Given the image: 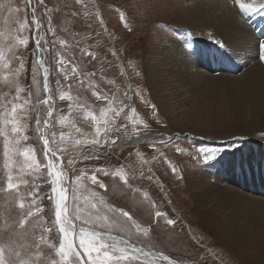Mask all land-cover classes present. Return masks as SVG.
Segmentation results:
<instances>
[{"label": "rangeland", "instance_id": "374dc122", "mask_svg": "<svg viewBox=\"0 0 264 264\" xmlns=\"http://www.w3.org/2000/svg\"><path fill=\"white\" fill-rule=\"evenodd\" d=\"M32 3L36 5V0H32ZM46 3L50 8L55 9L53 24L58 34L70 42L80 41L81 47H86L96 55L95 61H92L91 57H84L85 63L91 61L87 63V70L96 73V76L91 78L93 83L99 84L100 89L109 94L115 92L119 95L127 88L142 91L143 96L156 105L162 123H157L156 118L151 115V109L133 97L132 106L137 109L139 119L149 125L148 129L140 132L142 137L146 135L149 138L145 142L167 136L181 137L179 141L174 140L169 148L160 147V151H163L168 158L167 161L159 157L155 149L149 147L139 148L144 158L149 161L147 164L141 165L135 156H128L129 151L135 152L134 148L116 149L117 155L109 157L108 163L111 165L119 166L121 163L133 165L137 169V176L142 167L145 177L134 182V185L141 189V192L137 193L126 189L118 180L113 181L109 177H103L105 184L108 185V192L104 193L108 203L130 211L134 219L144 226L151 224L156 210L166 212L169 218L177 221L174 226H169L161 219L159 223L152 225L150 241L143 237L138 240L133 235L131 242L144 247L146 251L167 255L177 264H264L263 224L252 222V217L245 211L247 205L229 201V195L224 197L226 199L224 201L215 198L204 200L201 195L202 189L196 190L192 186V182L196 178L199 179L197 176L206 175L207 182L220 185L218 188H224L228 183L222 181L226 180L224 175L228 172H231L229 176L237 175V178L246 177V173L249 172L257 174V184L261 182L259 175L264 181V92L253 84V79L243 77L248 73L251 77L252 74H257L259 70L253 67L254 64L261 62V66L264 67V61L262 62L257 54H253L252 59H246V64L253 62L252 64L239 67L236 64L237 73L205 71L208 67L205 66L206 69L203 67L202 59H205L206 65L207 56L211 55L210 48H221L214 41H220L224 45L223 49L229 52L236 62L238 47L229 48L223 36L214 29L195 31L196 28H188L190 26L184 20L178 19L179 10L175 7L177 4L182 8L185 6L186 9H194L192 4L185 5L187 2L184 0H85L87 9L76 0H46ZM259 3H264V0H254L253 3L248 4ZM0 5L4 6L0 7V46H2L15 34L16 28L25 17L31 23L32 13L28 11L27 0H0ZM232 7L237 10L242 26H247L252 34L251 37H245L252 43L249 45L247 42L244 49L251 50L247 53L252 54L255 45L264 41V33L257 37L248 26L246 16L239 4L234 3L233 0ZM42 9L43 5L37 7L38 15ZM85 11L88 15H84ZM120 12L125 14L128 27L120 21ZM76 13L78 15H74ZM97 14L103 18V25L100 24ZM220 22L228 23L226 20ZM47 38L51 39L50 36ZM189 42L191 48L187 47ZM174 44L182 47L192 61L198 56L197 62L200 66L197 70L202 75L209 76V80L201 82V85L194 90H188L180 88L176 78L168 77L167 70L171 65L166 63L164 66L160 62H163L164 58L169 61V56L175 52ZM113 52L117 55L114 56ZM192 52L200 54L193 55ZM71 53L79 56L80 48L72 49ZM201 54H203L202 59ZM44 55L47 66L53 71V75L49 78L52 84L55 83L56 78H60L65 84L73 82L64 81L62 76L57 77L54 51L50 50ZM28 66L29 73L22 81L26 89L24 95H27L29 85L32 83L31 55L28 56ZM150 68L160 73L163 70L166 72L159 80L162 82H156L149 77ZM38 73L39 87L42 89V69H38ZM4 75L7 73L0 70V104L15 94V89L4 82ZM195 79L197 78L192 80ZM156 84L163 85L164 89H158ZM30 90L35 101L37 86L31 87ZM79 91L82 98L94 108L100 107V102H95L87 84ZM73 93H76V89H73ZM42 97L41 91L40 98ZM56 109L58 112L62 109L61 114H65L67 102L57 100ZM39 111L43 118L46 114L43 106H40ZM80 123L86 131L89 130L83 121ZM129 127L131 128V124ZM59 130L57 127L56 131ZM28 135L34 137L29 143L37 148L39 156L42 144L35 139V114L29 121ZM177 144L183 150L181 153L174 151ZM230 145L236 147H229ZM202 148H222L224 151L217 160L205 164L196 155ZM252 157L254 158L250 159ZM235 160H241L240 167L224 165L225 163L230 165ZM169 161L177 167L182 178L171 172ZM103 164L105 160L84 162L77 164L76 167L91 168ZM148 168L152 169L151 173L148 172ZM152 173H155L153 180H147L146 177ZM42 182L43 177L37 180V183L42 184ZM86 183L89 188H94L90 183ZM252 188L254 185L248 190L252 192ZM43 191H46L45 187H41V192ZM144 191H147L155 201V209L141 202ZM254 196L264 199L261 193H255ZM44 204L45 215H49L47 201H44ZM16 215V209L0 197V238H7L16 230L14 223ZM113 234L124 235L120 232ZM25 240L30 241V237H26ZM45 254L49 259L55 258L54 254L48 251ZM153 258L150 256L147 260ZM160 264L167 262L161 261Z\"/></svg>", "mask_w": 264, "mask_h": 264}, {"label": "snow or ice", "instance_id": "6c2138e0", "mask_svg": "<svg viewBox=\"0 0 264 264\" xmlns=\"http://www.w3.org/2000/svg\"><path fill=\"white\" fill-rule=\"evenodd\" d=\"M76 2L87 9L85 0ZM234 3L239 4L246 16L264 12V3L258 6H246L240 4V0H234ZM27 4L28 11L32 13L31 23L25 17L15 34L0 46V70L7 73L3 80L15 89V94L0 104V197L17 213L14 221L16 230L7 238H0V264H145V261L147 264H160L161 261L177 264L167 255L146 251L131 242L133 235L138 240L143 237L150 241L152 225L161 219L169 226H174L177 221L169 218L166 212L156 210L151 224L144 226L134 219L130 211L107 202L104 193L108 192V185L103 177L118 180L132 193L141 192L134 182L145 177L143 168L137 176L133 165H111L109 157L117 155L116 149L134 148L135 152L129 151L128 156H135L141 165L147 164L149 161L139 148L149 147L167 161L160 147L169 148L174 140L179 141L181 137L167 136L145 142L149 138L146 135L142 137L140 132L148 129L149 125L139 119L137 109L132 106L133 97L151 109L157 123H162L156 105L136 89L127 88L119 95L101 90L99 84L91 79L96 73L87 70V63L91 61H84V57L95 61L96 55L81 47L80 41L70 42L58 34L53 24L55 9L50 8L46 0H36V5L27 0ZM39 5H43V9L38 15ZM84 15L88 13L85 11ZM119 16L124 26L128 27L125 14L120 12ZM98 19L103 25V18L98 15ZM49 36L51 39L47 38ZM214 42L224 47L220 41ZM187 47H192L190 42ZM75 48H80L79 56L70 54ZM260 48L264 51V43L260 44ZM50 50L56 53L57 77L62 76L64 81L71 80L72 83H62L60 78H56L54 84L50 82L53 71L47 66L44 55ZM112 54L117 55L116 52ZM29 55L32 56V83L27 95H24L26 89L22 81L29 73ZM38 69H42V89L39 87ZM86 84L95 102H100V107L94 108L80 95L79 90ZM33 86H37L35 101L30 90ZM73 89H76L75 94ZM57 100L67 102L65 114H61L62 109L57 111ZM40 106L46 113L43 118ZM33 114L35 139L42 144L39 156L37 148L29 143L34 139L28 135ZM57 127L59 131H56ZM174 151L181 153L183 150L177 144ZM223 151L222 148H202L196 155L207 164L217 160ZM101 160H105V164L91 168L76 167L84 162ZM168 163L171 172L182 178L177 167L170 161ZM148 172L151 173L152 169L148 168ZM154 175L152 173L146 179L152 181ZM41 177L42 184L37 183ZM86 182L94 188H89ZM41 187H45L46 191L41 192ZM142 195L141 202L155 209L156 203L149 193L144 191ZM44 201H47L49 215H45ZM114 232L124 235L118 236ZM26 237H30V241L25 240ZM46 251L54 254L55 258L49 259ZM150 256L154 258L147 260Z\"/></svg>", "mask_w": 264, "mask_h": 264}, {"label": "bare ground", "instance_id": "6f19581e", "mask_svg": "<svg viewBox=\"0 0 264 264\" xmlns=\"http://www.w3.org/2000/svg\"><path fill=\"white\" fill-rule=\"evenodd\" d=\"M184 1L187 2V4L184 3L185 5L192 4V6H194V9L192 8L186 9L185 6L184 8H182L176 4L175 7L178 8L177 10H179V13H177L178 19L184 20V22H186L188 26H190L188 28H196L195 31L202 29H214L223 36V40L225 43H227V46L229 48L234 46L238 47L236 51L239 52V54L237 55L238 63L236 62V59H234V62L235 64L238 65V67L246 64V59L247 60L252 59L253 54H257L258 58H261L262 62L264 61V58H262L264 57V51H262L260 48L261 42L255 45L252 54L247 53L248 51L251 50H246V51L244 50L246 46L245 44H247V42L249 43V45L252 43L251 41L246 40L245 37H251L252 34L246 28L247 26H242L241 18L238 16L237 10H235V8L232 7L233 0H184ZM253 2L254 0H240V4H244L246 6L249 5L248 3H253ZM259 4H255V5L252 4V5L258 6ZM222 20L224 21L226 20V22L228 21V23H221L220 21ZM262 43H264V41ZM174 48H175V52L169 56V61L166 58H164L163 62L160 61L159 62L164 66H166L165 65L166 63H169L171 65V67L169 66L167 70L168 77L172 76L176 78L175 80L179 84L180 88L182 87L188 90H194L201 85L200 84L201 82H205L209 80V76L202 75L197 70V68L200 66V64L197 62L198 56H195L194 61H192L187 55V53L183 51L182 47L178 46V44H174ZM210 53L214 55V51L211 50ZM247 54H250L249 56L251 57L249 58ZM202 55L203 54H201V59H202ZM202 60L204 62L203 67L205 69L206 67H208V69H206L205 71L208 70L212 72L211 62H209V66H207L208 63H206L205 65V59ZM252 63L253 62H247L246 66ZM253 67H255L256 70H259V72L257 74H252L253 75L252 77L249 73L245 74L243 77L253 79L254 81L253 84L255 86H258L264 92V67L261 66V62L254 64ZM148 71L150 73L149 77L153 78L156 82H158L160 78L164 76V72H165L163 70V72L160 73L158 70L152 68H150V70ZM194 78L197 79L192 80ZM214 80L218 81V79H214ZM160 82L162 81H159V83ZM157 87L158 89L161 90L164 89L163 85L161 86L157 85ZM253 158L254 157L250 159ZM240 164H242L241 160H235L230 165H227L226 163L224 165L226 166L239 165L240 167ZM230 174L231 172H228L224 175L225 176L224 178L226 179L225 181H222L221 179L223 183H228L227 185L228 187L225 186L224 188H218V186L220 185H212V183L210 184V182H207L206 175L205 176L199 175L201 177L197 176L199 179L196 178L192 182V186L196 188V190L202 189L201 195L204 197V200L207 198H215L224 201L226 200L224 199V197H226V195H229L228 198L229 201L245 203L247 205L245 211L249 213V215L252 217V222L263 224V228H264V199H259L254 196L255 193L256 194L261 193L262 195H264V181H262V177L259 175L261 182L260 183L258 182L257 184L256 183L257 174H250L248 172L246 173V177L243 178H237V175L229 176ZM253 185L254 188H252L253 189L252 191L255 192H251V190H248L250 187H253ZM240 189H242V191ZM245 189H247L246 193H245ZM205 192L207 193L206 195L203 194Z\"/></svg>", "mask_w": 264, "mask_h": 264}]
</instances>
